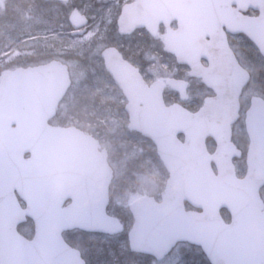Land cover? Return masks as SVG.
<instances>
[{
    "label": "water",
    "instance_id": "obj_1",
    "mask_svg": "<svg viewBox=\"0 0 264 264\" xmlns=\"http://www.w3.org/2000/svg\"><path fill=\"white\" fill-rule=\"evenodd\" d=\"M257 1L247 0V4L255 5ZM169 5L164 0H138L127 6L119 21L120 32L130 34L138 28H146L155 35L161 23L178 19V31L169 34L179 38L180 43L167 45L168 51L177 55L179 63L189 65L192 76L203 78L205 84L213 87L217 96L206 100L198 114H191L179 105L168 108L163 102L161 84L156 83L149 88L137 71L123 62L115 49L104 52L108 71L128 99L126 111L130 117V129L143 133L155 142L160 157L171 173L164 203L153 204L149 216L138 213L137 224L131 234L132 248L162 259L178 242L189 241L202 247L211 264H264V234L257 232L252 218L259 189L264 185V171L257 170L251 164L247 177L239 180L232 164L233 156L229 155L232 148L230 126L237 117L239 95L249 79L248 73L242 69V77L239 76L238 64L231 62L221 47L217 26H210L200 19L197 23L194 11L191 17V12L171 10ZM199 5L200 16L206 10L202 3ZM73 18L81 20L76 14ZM84 23L78 22L76 27L80 28ZM254 27L246 21L242 24V32L250 36L264 55V41ZM209 37L212 39L210 42L207 41ZM224 47L227 48V45ZM201 58H206L210 67L203 68ZM11 75L16 77V81L21 79L24 87L20 89L18 84L16 87L13 84L0 94L4 132L0 147L6 146L4 156L17 159V172L22 181L20 192L27 201V208L23 210L18 204L0 205V264H84L78 253L65 245L61 233L67 228L87 226L80 225L74 219L70 220L71 225L69 222L66 224L64 199L50 201L52 199L47 194H42L50 192V188L41 185V182L49 180L47 159L50 151L68 147L66 143L63 147L56 145V141L62 143L59 141H66L70 137L77 140L79 149H94L97 144L74 129L51 128L48 133L35 138L34 130L44 126L43 120L42 123L38 121V112L47 109L46 119L54 117L56 107L70 85L66 67L52 63L47 67L18 70ZM44 75L53 77L54 89H51V85V91H43L38 83L32 81L34 77ZM170 84L183 96L186 94L187 83L173 80ZM45 93H48L52 104L36 102L37 97ZM253 104H261V100L254 99ZM16 124L20 126L19 130L12 129ZM212 125L221 129L215 132L201 129ZM196 126L201 129L198 133ZM180 133L185 135V143L177 139ZM210 135L218 143L214 156H210L206 150L205 142ZM26 154H30L31 158L25 159ZM55 154L56 157H64L58 151ZM213 160L222 167L218 176L211 169ZM194 165L199 166L195 172L191 170ZM184 166H188V170L182 171ZM193 175L200 183L216 182V185L208 187L199 185L198 198H188L204 209L199 216L186 213L183 200L177 194L176 182L182 179L191 181ZM201 191H206V194ZM107 201L106 190L101 204L103 219L98 228L101 231H109L111 227L105 216ZM145 202L142 200L138 205ZM222 208H228L232 215L233 222L229 226L223 223L219 215ZM27 216L38 222V234L33 241L17 231V225Z\"/></svg>",
    "mask_w": 264,
    "mask_h": 264
},
{
    "label": "rangeland",
    "instance_id": "obj_2",
    "mask_svg": "<svg viewBox=\"0 0 264 264\" xmlns=\"http://www.w3.org/2000/svg\"><path fill=\"white\" fill-rule=\"evenodd\" d=\"M74 2L83 11L91 13L93 25L87 34L83 37L72 35L71 27L69 28L66 18H64L63 24L60 25L49 22L42 17L35 20V24L30 26L20 27L22 22L20 19L16 24L9 22L3 24L0 22V40L1 38L3 40V42H0V65L4 66L7 60L15 57H18L16 62L40 59L43 56L36 54L37 50H47L52 53L65 52L66 55L69 52V59L77 69V72H75L77 77L76 86L70 94L69 102L64 104L59 120H65L66 122L72 120L81 122L84 120L83 124L86 121L85 125L88 129L93 131L99 129L97 133L102 136L104 146L111 149L113 154L116 151H130L131 153L126 157L119 154L120 165L125 167L122 170L123 174H121L120 180L130 183L138 182L139 179L142 180V178H139L142 173L139 174L136 171L147 167L148 174L152 176H146L143 181H155L152 177L161 178L160 167L162 164L156 155L154 145L149 140L127 130L126 117L121 111L125 99L111 81L98 71L100 67L97 55L105 46L114 43L117 39L116 20L122 6L111 2L106 3V0H74ZM21 13L25 20L31 16L27 12L25 14L21 11ZM43 14L48 15L49 12H43ZM2 19L3 15L0 11V21ZM57 29L65 33V38L60 39L63 42L66 39L63 45H56L59 40V33L54 30ZM29 30L31 33L34 32L35 40H32L30 35L22 36L24 31ZM69 32L70 38L67 37ZM3 33L7 34L6 40L2 36ZM48 34H50L48 39H41ZM134 41L137 43V49L144 46L147 50L146 58L151 62L148 71L153 75V78L161 77L164 74L162 71L171 75H179L185 71L183 67L175 66L174 62L172 63L169 58L162 54L158 40L140 34L132 38L131 42ZM239 58L242 59L243 67L253 75L250 91L264 93V61L260 59L258 54L253 52L252 47L247 43H242ZM98 74H100V77H98ZM193 85L196 89L195 92L198 93L195 97H202L207 94V91H204L199 83L195 82ZM192 104L197 105L198 101L194 100ZM126 172H130V175L123 176ZM134 172L136 177L133 176ZM239 175L242 176V168ZM21 231L31 238L30 225L23 226ZM198 252L189 247H179L162 262L150 257H137L133 259L131 264H208L204 255ZM128 259L125 262H128Z\"/></svg>",
    "mask_w": 264,
    "mask_h": 264
},
{
    "label": "flooded vegetation",
    "instance_id": "obj_3",
    "mask_svg": "<svg viewBox=\"0 0 264 264\" xmlns=\"http://www.w3.org/2000/svg\"><path fill=\"white\" fill-rule=\"evenodd\" d=\"M111 0H106L110 2ZM135 0H118L113 2L115 4H121V6L132 3ZM193 4L191 6L192 10L198 9V0H192ZM112 3V2H111ZM1 11L3 12V19L0 21L1 23H6V19H11L12 16H18L21 21L20 26H26L28 24H35L34 21L39 19L40 17L45 18V20L52 22L63 24L64 18H66L68 24L70 25V15L71 12L74 10L80 9L79 6L73 1L70 0L69 2H60L55 0H4L2 4ZM189 9V6H185ZM233 10H238L236 13L242 14V0H239V5L234 4L232 6ZM22 12H26L31 16L27 18V20L23 19ZM43 12H49L48 15H44ZM57 13L59 14L57 16ZM87 16L89 15L88 12H85ZM249 17H256L259 15L258 12L254 10H248L246 13ZM91 19H89V25L91 24ZM173 29H177L178 23L174 21L171 24ZM144 31L135 32L131 36H123L117 37L115 40V46L120 50L123 58L130 62L132 65L137 67L144 77V79L151 84L154 81H162L165 87V101L167 104H175L179 103L180 101V94L173 91L168 85L167 81L170 78H178V79H186L190 82L189 87L193 86V83H201V81L196 79H189V70L186 68L185 71L181 74H167L164 73L161 77L153 78V75L148 71L150 60L146 58V49L144 46L137 49V43L131 42L132 38L143 34ZM79 34H83L80 32H75ZM85 33V31H84ZM6 34V33H5ZM54 34V33H53ZM47 36H44V39H48ZM65 36V33H59V38L62 39ZM166 39H167V28L162 25L160 27L159 35L157 36L156 40L160 43V49L162 54L167 58H172L175 60L174 56L167 53L166 50ZM228 41L230 47L234 51L239 63L242 65V59L239 58V54L242 50V41H247V38L242 35V32L239 34H228ZM251 46H253L251 44ZM253 49L257 51V49L253 46ZM253 50V51H254ZM46 52V55L49 51L43 50ZM258 52V51H257ZM51 56L54 53L49 52ZM60 56H65L64 53L59 54ZM48 56V55H47ZM49 57V56H48ZM48 58H46L42 63H48ZM176 61V60H175ZM38 64V65H40ZM211 97L213 94L209 90ZM194 98L189 95L188 101L185 104H192ZM252 104H241L240 109V117L234 123L233 129V142L236 146L241 150L242 157L237 161V163L242 162V166L247 169V159L248 153L250 149V138L248 133V126H247V117L249 111L251 109ZM201 107L196 106L194 111H198ZM259 129L260 131H264V125L256 126V130ZM210 148H214V144L212 140L209 141ZM103 150L102 148L100 149ZM93 153H95L93 151ZM119 154H122V151H116L113 154L112 150H108V162L114 172V179L112 181L111 186L109 187V206H108V214L118 219L121 224L123 225V231L117 234H102L98 232H86L82 230H70L63 234V238L67 244H69L72 248L78 250L85 261L86 264H131L134 258H137L139 255L134 254L129 249V241H128V234L131 231L134 225V215L131 211L132 203L136 202L137 200L143 197H155L156 199L161 198L165 187H166V180L164 177L163 181H159L158 184L152 183L150 180H144L146 176H149V170L147 167H143L142 170L136 171L137 173L141 174L142 180L139 179L138 182H125L120 180L121 174H123L122 170L125 167L120 165V160H118ZM124 156V155H120ZM95 154H92L90 157V167H96L97 165V158H94ZM86 162V161H85ZM86 169V165L84 166ZM128 174V175H127ZM129 176L130 172H126L123 176ZM135 176V172L133 173ZM81 177V175H80ZM136 177V176H135ZM150 177V176H149ZM85 180L81 181H74L75 186H79L77 189H73L69 191L67 196V201L65 203L66 207H69L73 203L74 198H78L79 200H83L89 203H96L98 195H102V190L99 186L102 187L100 182L97 180V175L93 173H85L84 174ZM89 178V180H88ZM143 181V182H142ZM157 189V192H156ZM156 192V193H155ZM261 199L264 205V187L261 190ZM187 209L190 210L188 206ZM90 212V215L93 216L94 210L93 208H87ZM130 258V259H128ZM128 259V262L125 260Z\"/></svg>",
    "mask_w": 264,
    "mask_h": 264
}]
</instances>
